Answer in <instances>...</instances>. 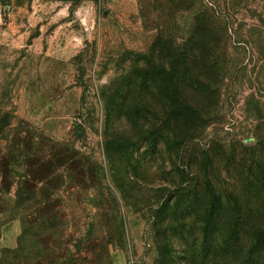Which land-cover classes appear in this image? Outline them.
Instances as JSON below:
<instances>
[{"label":"rangeland","instance_id":"obj_1","mask_svg":"<svg viewBox=\"0 0 264 264\" xmlns=\"http://www.w3.org/2000/svg\"><path fill=\"white\" fill-rule=\"evenodd\" d=\"M3 232L0 264H264V0H0Z\"/></svg>","mask_w":264,"mask_h":264},{"label":"crops","instance_id":"obj_2","mask_svg":"<svg viewBox=\"0 0 264 264\" xmlns=\"http://www.w3.org/2000/svg\"><path fill=\"white\" fill-rule=\"evenodd\" d=\"M10 227H12V230H13V233L17 234V231L19 230V225L17 222H12L10 224ZM6 236H5V232H3V236L0 238V248L2 247H9V248H12L14 245H13V242L10 240H8V243H7V240H5Z\"/></svg>","mask_w":264,"mask_h":264},{"label":"trees","instance_id":"obj_3","mask_svg":"<svg viewBox=\"0 0 264 264\" xmlns=\"http://www.w3.org/2000/svg\"><path fill=\"white\" fill-rule=\"evenodd\" d=\"M3 252H15V251L6 250V251H3Z\"/></svg>","mask_w":264,"mask_h":264}]
</instances>
